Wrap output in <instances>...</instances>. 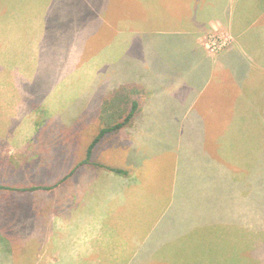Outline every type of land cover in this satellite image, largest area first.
<instances>
[{
  "label": "crops",
  "instance_id": "obj_1",
  "mask_svg": "<svg viewBox=\"0 0 264 264\" xmlns=\"http://www.w3.org/2000/svg\"><path fill=\"white\" fill-rule=\"evenodd\" d=\"M123 4L142 11L136 34L129 15L118 14ZM151 13L159 16L151 21ZM151 22L159 30H144ZM212 36L227 47L211 52ZM102 40L112 55L113 67H103L110 66L107 74ZM137 42L143 50L135 52ZM43 71L68 86L81 82L79 103L90 104L96 98H87L98 92L99 115L89 121L97 128L112 91L137 84L145 93L126 135V167L105 163L96 151L107 135L92 157L101 167L83 166L64 180L74 169L68 170L53 197L36 198L44 213L28 218L36 225L40 220L36 238L44 236L41 247H61L58 259L44 264H195L198 247H246L252 234L246 207L257 205L264 187V0H0V79ZM33 123L24 128L30 138L40 130L37 123L31 129ZM16 139L30 144L26 135ZM35 141L30 145L38 155ZM157 165L170 170L160 182L151 172ZM87 167L96 170V182L81 183L73 195L75 183L66 185ZM60 187L67 188L62 196ZM96 191L103 197L80 204L77 225L71 200ZM176 203L189 205L194 220L202 207L206 220L192 233L180 231ZM229 205H238L235 213Z\"/></svg>",
  "mask_w": 264,
  "mask_h": 264
},
{
  "label": "rangeland",
  "instance_id": "obj_2",
  "mask_svg": "<svg viewBox=\"0 0 264 264\" xmlns=\"http://www.w3.org/2000/svg\"><path fill=\"white\" fill-rule=\"evenodd\" d=\"M123 12L129 15L128 20L132 22V28H134L136 34V30H138L136 25L141 22L140 20L143 17L142 11L136 6L132 7L130 4H123L120 6L118 14ZM154 14L156 13L150 14L151 21L153 16H155V18L159 16V13L156 15ZM144 30H159L158 24L151 22V26ZM213 37L214 36L210 37L209 41H211ZM104 44L105 42L102 40V48H104L102 54V69L105 64H109L113 67V65H111V52H108L109 48L104 46ZM134 49L135 52L143 50L141 43H135ZM110 66L108 69L105 67L102 74H104V72L107 74ZM106 74L102 77L103 79ZM62 78L61 76L47 75V72L43 71L35 76H6L5 81L3 77L0 79V105L4 103V106L0 107V137L2 138L0 139V153L3 151L1 157H7L5 167L1 166L0 168V185L18 189L23 187L31 188L55 185L54 181L57 180L56 177H62L68 170H73L76 163L83 157L87 137L92 138L100 128L104 127V124L99 128H97V125L94 123L89 124L90 120L94 121V118L99 115L100 109L97 107L99 106L97 103L98 92L94 91L93 94L87 98L88 100H94L96 98L95 101L90 104L79 103L78 91L82 83H76V86H68L64 84ZM72 94H74L73 98L71 97ZM23 103L26 110H18L17 108L19 106L22 107ZM11 109L14 111L16 117H14L13 113V118L11 117ZM29 121H34V123L30 125L32 126L31 129L36 126H33L35 123H37V126L40 128L38 132L32 131L34 135L31 138L28 133H24L26 131L24 128H27L25 123ZM45 128L48 130H42ZM46 132L49 133L44 134ZM127 133H131V128L120 131L119 138L116 135L107 136L98 146L96 151H100L101 159L105 161V163L108 164L111 161L115 163L116 166L126 167L128 152L124 143ZM136 133L138 134V132ZM20 135H26L28 143L30 144L34 143L36 140L35 145L38 147L36 150L37 153H40L38 155L35 154L33 150L34 145L29 144V146H25L23 140H17L16 138ZM45 135L48 136V139L44 138ZM31 153L34 154L31 155ZM21 166H24V168L28 167L26 169L28 171L19 174V171L16 169ZM262 170L261 177L264 176V168H262ZM167 171L170 170L160 167V165L151 169V172L156 175L159 182L161 181L159 179L160 175H163L164 172L166 173ZM95 172L96 170H94L93 167H87L79 174L76 173L72 178L73 182L66 186L72 189L76 185L73 195L76 194L77 196L80 191L79 185H81V183L89 182L93 186L96 182V179L93 178ZM105 184L108 185L109 182L107 181ZM103 188L104 186L102 189ZM56 189H58V187L49 193L39 190L31 195L15 196H11L10 193L7 192H0V217L11 214L14 218L16 201L10 200L6 203L1 202L15 197L18 201L27 203L25 204L28 206L27 210L29 212H27V214L31 215L36 212V217L42 219L44 213L38 212L42 209V205L39 204V209H37V199L39 197H53ZM64 191H67V188L60 187V196H62ZM193 193L194 192L187 191V195L189 196L194 195ZM98 196L103 197L100 195V192L96 191L93 194L85 193L83 197L71 200L73 205L75 204V217L73 218L77 222V225L79 222L78 217L80 212L78 208L80 204L84 202L88 203ZM256 202L257 205H255V209L250 207V205L246 207L245 228L249 234L250 232L252 233L246 236V247H198L195 264H264V187L257 193ZM93 205L94 207L97 205L96 201H93ZM234 206L238 205H229L231 213L236 212ZM44 207L46 210V203ZM94 207H91L92 213L94 212ZM31 208L33 210H31ZM61 210L62 204L61 206H55V211L58 213L56 217L62 215ZM190 211L191 208L189 205L176 203L174 216L179 218L178 223L182 226L180 231L192 233L195 224L206 220L203 218L202 207H200L198 216L200 219L198 220L190 218ZM237 222H239V220ZM27 224L30 231L25 233L28 235L25 234L26 236L23 235L22 238L20 237L18 245L16 244L17 247H20V242L23 244L26 242L23 246L24 254L18 249L15 258H13V262L10 259L6 264H44L46 259L53 258L52 260H57V255L61 253V247H41L44 243V236L37 238L35 236L36 232H34L33 229L40 227V220H38L37 225L35 222H28ZM252 225H256L255 229H253L254 231H252ZM3 226L4 225H0V229ZM188 226L190 227L186 229ZM47 228L46 224V229ZM26 246L28 248H26ZM12 247H14V245ZM5 257L7 259V256Z\"/></svg>",
  "mask_w": 264,
  "mask_h": 264
},
{
  "label": "trees",
  "instance_id": "obj_3",
  "mask_svg": "<svg viewBox=\"0 0 264 264\" xmlns=\"http://www.w3.org/2000/svg\"><path fill=\"white\" fill-rule=\"evenodd\" d=\"M144 96L145 93L143 88L137 84L123 85L108 94V96L104 99V105L102 108L103 119L101 125L104 124V127L101 128L100 131H98L97 135L89 145L86 151V158L82 160L74 168L70 175L65 177L64 180H67L79 168L83 166L94 165L101 167L100 164H95L92 161L94 150L107 135L119 133L123 129L129 128L133 125L136 117L141 111L142 100L144 99ZM2 153H0V168L1 166L5 167L7 162V157H1ZM27 168L28 167L24 168V166H21L16 170H18L19 174H21L24 171H28L26 170ZM110 170L118 174L128 175V172L125 170L111 168ZM56 178L57 180H53L56 183L53 186H41L31 188L23 187L18 189L0 185V192H7L10 193L11 196H15L31 195L32 193L38 192L39 190L51 191L56 187L61 186L64 182V180L61 179L62 177L57 176ZM14 198L15 197H13V199L10 198L9 200L6 199V201L1 202L6 203L10 200H15L16 206L14 208V218L11 214H6L5 217H0V225H4L0 229V264H6L7 261H10V259L13 262V258H15V254L18 249H20L21 252L24 254V247H17V245L21 235L20 233L23 232L26 224L29 222V214H27V212L29 211L27 210L28 206L25 205L27 203H22L16 198ZM22 224H24L25 226ZM21 225L24 227H22ZM13 245L14 247H12ZM4 255L7 256V259Z\"/></svg>",
  "mask_w": 264,
  "mask_h": 264
},
{
  "label": "built area",
  "instance_id": "obj_4",
  "mask_svg": "<svg viewBox=\"0 0 264 264\" xmlns=\"http://www.w3.org/2000/svg\"><path fill=\"white\" fill-rule=\"evenodd\" d=\"M227 45V41L223 40V38L213 37V39L208 42L207 48L211 52L216 53L218 51L223 50L225 47H227Z\"/></svg>",
  "mask_w": 264,
  "mask_h": 264
}]
</instances>
